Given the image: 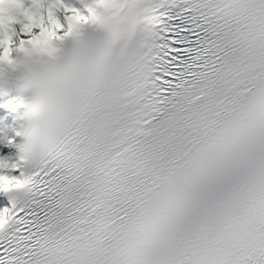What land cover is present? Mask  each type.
Returning a JSON list of instances; mask_svg holds the SVG:
<instances>
[{
    "label": "snow or ice",
    "instance_id": "snow-or-ice-1",
    "mask_svg": "<svg viewBox=\"0 0 264 264\" xmlns=\"http://www.w3.org/2000/svg\"><path fill=\"white\" fill-rule=\"evenodd\" d=\"M107 4L119 31L46 66L0 264H264V0H0V50Z\"/></svg>",
    "mask_w": 264,
    "mask_h": 264
},
{
    "label": "clouds",
    "instance_id": "clouds-1",
    "mask_svg": "<svg viewBox=\"0 0 264 264\" xmlns=\"http://www.w3.org/2000/svg\"><path fill=\"white\" fill-rule=\"evenodd\" d=\"M96 19L87 21L73 28L71 32L68 29L59 30L61 38L42 40L37 44H26L21 47L15 44V55L12 51L4 56L0 50V79L7 77L9 71L22 69L21 74L17 77L15 96L9 97V90L0 87V97H9L0 103V107H4L9 114H15L14 119L23 121L17 128L16 136L23 137V141L16 145L19 152V160L24 169L32 159L33 142L37 135L36 121L48 109L50 105V97L44 91L46 83V66L59 62L65 52L66 41L70 40L73 46L80 40L84 39L82 31L84 24L94 25L103 30L105 36L118 32L121 28L122 18L120 13L122 9L116 5H96ZM28 39V37H23ZM11 45V46H12ZM30 89L35 90V95L27 99L23 95ZM0 135L7 133L0 129ZM7 161L0 162V170L6 168ZM32 183V174L27 170L20 173V179L11 182L0 177V188L7 190H23L28 189Z\"/></svg>",
    "mask_w": 264,
    "mask_h": 264
},
{
    "label": "bare ground",
    "instance_id": "bare-ground-1",
    "mask_svg": "<svg viewBox=\"0 0 264 264\" xmlns=\"http://www.w3.org/2000/svg\"><path fill=\"white\" fill-rule=\"evenodd\" d=\"M57 15L59 16V18H60V20H61V22H62V24H64V26H65V21H63V13L62 12H59V13H57ZM16 27V29H17V31H19V25H16L15 26ZM66 27V26H65ZM34 31H36V32H38L39 30L38 29H34ZM23 38V36H19V37H17V36H14L13 37V41L15 42V44L16 43H19L20 42V39H22ZM14 45V44H13ZM12 45V46H13ZM5 149H7V147L5 146V145H1V148H0V156H5V157H9L10 158V161L9 162H12V161H15L14 160V155H12V154H9L7 151H5ZM6 174H8V173H10L11 175H13V176H16V177H19V175H18V173L16 172V169H4L3 170ZM5 189H3V188H0V192L1 191H4Z\"/></svg>",
    "mask_w": 264,
    "mask_h": 264
}]
</instances>
